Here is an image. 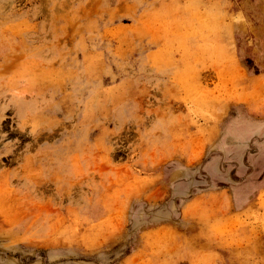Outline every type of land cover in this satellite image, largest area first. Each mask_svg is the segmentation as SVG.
Instances as JSON below:
<instances>
[{
	"label": "rangeland",
	"instance_id": "rangeland-1",
	"mask_svg": "<svg viewBox=\"0 0 264 264\" xmlns=\"http://www.w3.org/2000/svg\"><path fill=\"white\" fill-rule=\"evenodd\" d=\"M0 264H264V0H0Z\"/></svg>",
	"mask_w": 264,
	"mask_h": 264
}]
</instances>
